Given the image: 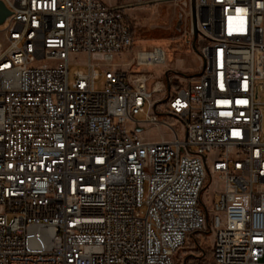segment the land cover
<instances>
[{
    "label": "built area",
    "instance_id": "1",
    "mask_svg": "<svg viewBox=\"0 0 264 264\" xmlns=\"http://www.w3.org/2000/svg\"><path fill=\"white\" fill-rule=\"evenodd\" d=\"M1 1L0 264H179L208 229L213 264H264V0H196L200 76L152 84L165 49L123 61L124 11L187 10L194 37L192 0Z\"/></svg>",
    "mask_w": 264,
    "mask_h": 264
},
{
    "label": "rangeland",
    "instance_id": "2",
    "mask_svg": "<svg viewBox=\"0 0 264 264\" xmlns=\"http://www.w3.org/2000/svg\"><path fill=\"white\" fill-rule=\"evenodd\" d=\"M105 5H117L131 0H101ZM127 20L131 24L134 32V44L130 52L135 54L138 51H149L156 46L165 49L166 65H156L152 67L137 68L134 71L153 73L154 78L151 84L168 70H174L184 75L187 79L193 80L201 73L203 62L199 57V35L195 41L190 33L191 18L187 10H179L169 4L153 5H130L125 9ZM180 17L182 20L180 21ZM78 70H86L83 60L70 66L71 77ZM182 76V77H184ZM150 84V85H151ZM186 82L182 81L181 87H186ZM97 88L101 89L100 82ZM260 98L264 101V89L260 92ZM140 119L145 118L142 114ZM160 121L170 123L183 136L182 124L176 123L166 115L159 116ZM150 140L158 141L162 138L172 140L174 137L166 127L148 130L145 134ZM262 139L264 140V109L262 120ZM212 194L215 188H211ZM216 197L214 201H218ZM213 234L210 230L192 236L185 248L180 252L179 264H213L212 246Z\"/></svg>",
    "mask_w": 264,
    "mask_h": 264
},
{
    "label": "water",
    "instance_id": "3",
    "mask_svg": "<svg viewBox=\"0 0 264 264\" xmlns=\"http://www.w3.org/2000/svg\"><path fill=\"white\" fill-rule=\"evenodd\" d=\"M9 16H10V10L7 8L4 2L0 0V25H2ZM203 20L204 18L198 16V13L196 10V0H192V24H193L195 41L197 40L198 35H199L198 22L199 21L203 22ZM170 71L173 72L174 74L184 76L175 70H170ZM168 75H169V72L166 73L167 79H168ZM199 76L200 74L196 75V77H199Z\"/></svg>",
    "mask_w": 264,
    "mask_h": 264
},
{
    "label": "bare ground",
    "instance_id": "4",
    "mask_svg": "<svg viewBox=\"0 0 264 264\" xmlns=\"http://www.w3.org/2000/svg\"><path fill=\"white\" fill-rule=\"evenodd\" d=\"M5 22H7V19L5 20ZM155 55L153 53H148L147 51L146 52H141L140 53V59L142 61H148L150 60L151 58H153Z\"/></svg>",
    "mask_w": 264,
    "mask_h": 264
},
{
    "label": "crops",
    "instance_id": "5",
    "mask_svg": "<svg viewBox=\"0 0 264 264\" xmlns=\"http://www.w3.org/2000/svg\"><path fill=\"white\" fill-rule=\"evenodd\" d=\"M134 54L133 53H131V52H129V53H126V54H124L123 56H121V59L123 60V61H128L129 62V60L131 59V57L133 56ZM175 70V69H174Z\"/></svg>",
    "mask_w": 264,
    "mask_h": 264
}]
</instances>
